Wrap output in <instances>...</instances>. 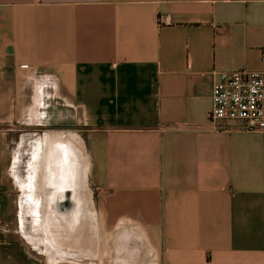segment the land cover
<instances>
[{
	"label": "crops",
	"instance_id": "1",
	"mask_svg": "<svg viewBox=\"0 0 264 264\" xmlns=\"http://www.w3.org/2000/svg\"><path fill=\"white\" fill-rule=\"evenodd\" d=\"M263 48L264 0H0V229L19 132L75 123L88 233L52 264H264V131L208 122ZM0 264L51 262L0 233Z\"/></svg>",
	"mask_w": 264,
	"mask_h": 264
},
{
	"label": "rangeland",
	"instance_id": "2",
	"mask_svg": "<svg viewBox=\"0 0 264 264\" xmlns=\"http://www.w3.org/2000/svg\"><path fill=\"white\" fill-rule=\"evenodd\" d=\"M69 126L70 130L66 131H70L71 133L66 132L67 134L65 133L64 135L65 137L71 134L75 135L74 142L77 144H75L76 149L78 150L79 147L82 148H79L80 151L78 150L81 152L79 171L81 174V187L86 189L89 184L86 181L88 176L86 172L88 152L84 147V142L87 140L88 134L82 131V128L75 123L67 125L66 127ZM52 134L57 133H49V135ZM39 136L38 132H34V134L19 132L17 148L13 146L10 149L12 162L6 167L8 177L5 182L6 188L9 191L10 208L3 217L0 233L3 240L14 244L19 252L28 255L35 262L44 263L46 260L51 262V264L63 260L75 262L77 259L74 257H68L66 259H60L57 256L49 257L50 255L46 251L48 248L44 245V228L41 220L45 214L41 211V207L43 208L46 202H43V186L40 187V179L38 178L39 170L42 167L40 165V157L43 154V150L39 151L40 148L36 147L38 145L35 144V140ZM66 138L68 139V137ZM95 199L96 196L94 194L93 200ZM51 228L57 233L54 226H51ZM58 237L59 241L66 246L68 240H64L65 236L63 238L62 235H58ZM68 245L70 248H73L72 243Z\"/></svg>",
	"mask_w": 264,
	"mask_h": 264
},
{
	"label": "water",
	"instance_id": "3",
	"mask_svg": "<svg viewBox=\"0 0 264 264\" xmlns=\"http://www.w3.org/2000/svg\"><path fill=\"white\" fill-rule=\"evenodd\" d=\"M64 134H52L53 136L51 135V139L45 143L43 148V154L51 155L52 166L55 165V170L52 171L55 173L52 178L54 183L50 185L55 192L53 194L54 202L51 201L54 208H42V212L53 220L58 235L65 236L63 238L68 240L67 244H74L87 239L85 236H87L88 230L85 225L87 226L89 214L86 211L90 202L87 192L81 187L78 153H81L79 148H82L79 147L77 153L73 152L76 143L72 142L74 139L71 141L72 138L69 135L66 136L67 139ZM74 164L76 167H71Z\"/></svg>",
	"mask_w": 264,
	"mask_h": 264
},
{
	"label": "built area",
	"instance_id": "4",
	"mask_svg": "<svg viewBox=\"0 0 264 264\" xmlns=\"http://www.w3.org/2000/svg\"><path fill=\"white\" fill-rule=\"evenodd\" d=\"M260 58L264 64V48ZM208 122L214 129L238 123L245 131H264V71L215 73Z\"/></svg>",
	"mask_w": 264,
	"mask_h": 264
},
{
	"label": "bare ground",
	"instance_id": "5",
	"mask_svg": "<svg viewBox=\"0 0 264 264\" xmlns=\"http://www.w3.org/2000/svg\"><path fill=\"white\" fill-rule=\"evenodd\" d=\"M53 136V135H52ZM51 135H47L45 134L41 139L39 140H35V144L38 145L36 147L40 148L39 151L43 150V148L45 147V143H48L49 140L51 139L52 137ZM57 136V135H56ZM30 137V136H29ZM71 139V141L76 138L75 135H69ZM74 142V141H72ZM34 144V143H33ZM78 152V150L75 148L73 149V152ZM47 154V153H46ZM79 154V158L81 159V154ZM50 155V154H49ZM41 159L43 158V165L42 163H40V165H42V167L40 168L39 170V179H40V187L43 186V190L46 191V187H45V180H46V170H45V167L47 168L48 166V163L51 162V155L50 156H46L45 154H43V157L41 155L40 157ZM42 161V160H41ZM36 165V163H35ZM39 166V165H38ZM51 166H52V162H51ZM15 168V167H14ZM22 175V174H21ZM41 189V188H40ZM42 190V189H41ZM44 192L42 191V198H43V202H46V197L43 196ZM42 200V199H41ZM54 208V207H53ZM54 215V214H52ZM42 222V225H43V228H44V231H43V235H44V245L48 248L46 249V251L49 253V257H54V256H57L59 257L60 259H66L68 257H74L76 253L74 251L73 248H70L69 245H66L64 246L65 244H62L60 241H59V237H58V234L52 230L51 226H54V222L51 218H49L47 216V214L45 213V215L43 216V219L41 220ZM55 227V226H54ZM48 233H47V231ZM35 231V230H34ZM64 246V247H62ZM71 250V251H70ZM72 252V253H70ZM73 260V259H72ZM64 261V260H63ZM78 263V262H77ZM81 263V262H79ZM84 263V262H83Z\"/></svg>",
	"mask_w": 264,
	"mask_h": 264
},
{
	"label": "flooded vegetation",
	"instance_id": "6",
	"mask_svg": "<svg viewBox=\"0 0 264 264\" xmlns=\"http://www.w3.org/2000/svg\"><path fill=\"white\" fill-rule=\"evenodd\" d=\"M54 166H51V163H48L47 168L45 167V170H46V180H45L46 189L45 190L46 191L43 190V192H44L43 196L46 197V203L44 202L45 205L43 206V209H49L50 207H53V204L51 203V201L54 202L53 194H54L55 190L50 185L51 184L53 185V183H54V180L52 179L55 175V173H52V171L55 170ZM71 167L75 168L76 166L74 164V166L71 165ZM41 211H42V207H41Z\"/></svg>",
	"mask_w": 264,
	"mask_h": 264
}]
</instances>
